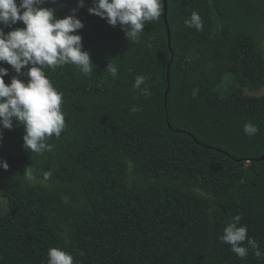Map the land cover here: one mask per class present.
Instances as JSON below:
<instances>
[{"label":"trees","instance_id":"obj_1","mask_svg":"<svg viewBox=\"0 0 264 264\" xmlns=\"http://www.w3.org/2000/svg\"><path fill=\"white\" fill-rule=\"evenodd\" d=\"M85 4L43 5L57 18L77 8L94 70L45 69L64 94L51 151L26 150L15 121L4 130L0 264H47L52 247L74 264H264L220 241L235 222L264 252V0H167L166 19L146 24L139 43ZM193 11L202 31L185 27ZM0 66L10 84L16 73ZM137 75L150 96L133 88Z\"/></svg>","mask_w":264,"mask_h":264},{"label":"clouds","instance_id":"obj_2","mask_svg":"<svg viewBox=\"0 0 264 264\" xmlns=\"http://www.w3.org/2000/svg\"><path fill=\"white\" fill-rule=\"evenodd\" d=\"M45 3L46 0H0V65L6 63L16 73L8 84L5 77L9 76V68L0 66V144L4 130L13 129L15 121L23 126V147L31 153L51 151L52 145L46 141L53 135L59 138L66 127L62 111L64 94L54 88L45 69L74 65L86 76L94 70L91 54L84 50L83 38L78 34L85 25L77 18V8L72 9L71 15L57 18L56 9L44 7ZM85 6V0H78V8ZM88 12L105 19L112 27L119 26L130 42L139 43L145 25L158 21L164 8L162 0H93ZM18 22L25 27L13 28ZM184 24L197 31L204 28L202 17L196 11ZM5 28L13 30L5 32ZM107 70L113 79L118 76L115 65L110 63ZM25 75L27 82L20 78ZM147 79L137 75L133 84L146 97L151 95ZM130 111L135 113L140 109L133 106ZM243 131L255 136L259 127L246 122ZM0 168H9L6 159L0 158ZM24 176L28 181L34 180L29 171ZM44 176L47 179L50 173ZM247 233L246 225L237 226L232 222L224 228L220 241L230 245V250L241 259L247 258L251 249L258 260H264V252ZM47 257V264H74L72 253L60 248H49Z\"/></svg>","mask_w":264,"mask_h":264},{"label":"water","instance_id":"obj_3","mask_svg":"<svg viewBox=\"0 0 264 264\" xmlns=\"http://www.w3.org/2000/svg\"><path fill=\"white\" fill-rule=\"evenodd\" d=\"M167 9H168L167 0H164V12H163V16L165 17V19H166V15H167ZM263 158H264V156H263Z\"/></svg>","mask_w":264,"mask_h":264},{"label":"rangeland","instance_id":"obj_4","mask_svg":"<svg viewBox=\"0 0 264 264\" xmlns=\"http://www.w3.org/2000/svg\"><path fill=\"white\" fill-rule=\"evenodd\" d=\"M226 78H228V76L225 77V79H226ZM262 92H264V89H263V90H260L258 93H262ZM2 205H3V208H4V203H3V201H2Z\"/></svg>","mask_w":264,"mask_h":264}]
</instances>
